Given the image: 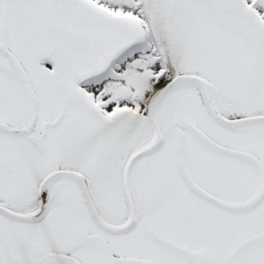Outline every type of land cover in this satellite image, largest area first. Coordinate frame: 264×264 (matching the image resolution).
Returning a JSON list of instances; mask_svg holds the SVG:
<instances>
[{"label": "snow or ice", "instance_id": "snow-or-ice-1", "mask_svg": "<svg viewBox=\"0 0 264 264\" xmlns=\"http://www.w3.org/2000/svg\"><path fill=\"white\" fill-rule=\"evenodd\" d=\"M0 264H264V0H0Z\"/></svg>", "mask_w": 264, "mask_h": 264}]
</instances>
